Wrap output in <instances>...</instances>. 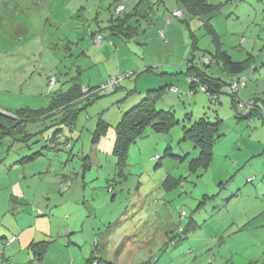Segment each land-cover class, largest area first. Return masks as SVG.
I'll return each instance as SVG.
<instances>
[{
    "label": "rangeland",
    "instance_id": "374dc122",
    "mask_svg": "<svg viewBox=\"0 0 264 264\" xmlns=\"http://www.w3.org/2000/svg\"><path fill=\"white\" fill-rule=\"evenodd\" d=\"M84 1L0 0V112L14 120V112L24 108L20 125L0 130V264H86L96 246L97 255L112 264H248L249 240L260 242L264 234V227L258 228L264 225V104L259 101L256 114H247L249 103L264 98V0H208L221 10L209 21L225 49L235 60L252 57L242 74L247 85L238 91L242 106L235 110L227 86L215 100L200 88L188 94L185 81L182 92H166L156 103L157 109L172 110L179 122L160 131L145 127L124 160L114 153L115 127L123 111L147 96L156 73L138 74L141 70L128 61L135 74L121 81L124 88L89 99L84 94L71 106L76 112L72 126L62 122L63 112L43 114L54 92L69 89L77 77L84 88L100 85L90 83L99 62L110 55L111 64L116 60L117 46L110 41L115 38L107 30L101 51L91 37L107 24L114 0H100L97 10L92 0ZM152 1L146 2L154 9L153 21L162 23V13L170 15L171 8ZM82 5L88 21L77 17ZM97 12L99 23L93 20ZM202 15L191 19L198 49L186 23L174 18L180 32L168 45L155 44L160 53L149 45L142 68L153 60L162 69L163 63L182 62L184 55L185 68L195 58L200 68L231 82L221 64H206L215 45L205 27L208 13ZM115 42L123 57L126 46L122 39ZM108 45L112 48L103 52ZM137 83L144 92L129 94L126 87L134 89ZM206 114L223 120L221 137L208 166H192L200 148L183 138L184 125ZM100 116L115 127L94 142ZM169 148L187 159L165 156ZM169 175L181 181L167 191L163 182ZM247 218L249 235L244 224L234 225ZM191 219L200 227L184 234ZM42 240L48 248L35 259L27 246ZM210 242L212 249L206 250ZM194 246L203 252L200 256ZM252 262L264 264L263 248Z\"/></svg>",
    "mask_w": 264,
    "mask_h": 264
},
{
    "label": "trees",
    "instance_id": "16d2710c",
    "mask_svg": "<svg viewBox=\"0 0 264 264\" xmlns=\"http://www.w3.org/2000/svg\"><path fill=\"white\" fill-rule=\"evenodd\" d=\"M145 1L147 0H136L134 5L132 6V10L128 12V7L131 4L129 3V0H115V2H113L109 7V9H112L109 23L104 28H99L98 30L92 32V37L95 39L96 44L98 46L102 44L101 42L104 40L102 31L104 29L109 32L110 37L118 36L126 41L132 40L135 42H140L138 39L140 38L139 34H142L143 31V29L141 30L142 22L145 21L148 23V19L147 17H145L144 10L140 8V6L143 5ZM175 2L177 3L179 8L172 11L167 3V0H154V2L152 1L153 5L155 4L158 6H162L164 9L171 10V16L169 15L166 18V21L171 18H178L180 21L186 23L188 29L192 32V37L194 38V42L192 44L193 49H198V39L195 32L190 27L191 19L195 16H203L202 14L208 13V21L205 23V27L208 31V34L213 36L215 52L211 53L212 59L207 60L206 64L210 65L212 61L221 64L223 69L228 74L232 75L233 80L229 83H226L221 78L213 76L206 70L200 68L195 63V58H191V60L188 62V65L186 66L187 68H185L184 65L183 67L175 71L162 69L157 70L155 64L148 66L141 71H136L138 74H143L146 72L156 73L154 77L157 81L154 84L155 86L159 84L158 86L160 87L148 88L147 96L143 98L139 104L134 105L125 112L123 111L122 117H119L120 121L117 123L116 127L112 125L114 123L108 121L107 119L105 120L100 116L97 124V129L95 130L93 136L94 142L100 141L101 136L104 135L110 127H115L116 141L114 146V153L121 160L125 159L129 145L133 143L138 136H141V132L145 127L152 125L156 131H160L168 129L171 125H173V123L179 122V119H177L175 113L172 110L157 109L156 103L159 98L164 97V94L166 92V94L170 92L169 95H172V93L182 92L180 88L185 85V81H188L189 83V88H186L188 94L196 93L198 91V88H200V90L208 92L215 100H219L220 94L222 93L224 87L227 86L232 90L231 96L233 97V107L235 108V110H237L239 104L240 106H242V102L238 97V91L241 87H245L247 85V77H244L242 74L249 67L252 57L243 60H235L233 59L230 52L225 49L220 35L209 21L213 19L214 16L219 13V11H221L219 9V5L209 3L208 0H175ZM147 4L149 3L146 2V5ZM120 6H123V8L120 9ZM177 10L182 11L181 17H177L176 15H174V12ZM96 21H98V17H96ZM99 36H101L102 39L98 43L96 40ZM136 36L139 37L137 40ZM166 39L168 38L166 37ZM133 74H135V72L128 71L127 73L117 72L115 75L110 76H116L119 79L115 86L109 91L102 90L101 85H103L110 77L100 85L90 87L88 89L84 88L81 82L78 81L79 79L77 77L73 81L72 86L69 89L65 91L58 90L51 95V103L48 107L43 108L45 109L43 111V114L52 116L56 113L63 112L64 117L62 122L65 121L72 126L76 122V112L72 110L71 106L76 102L81 101L79 100L80 97L84 96V94H87L86 99L91 98L92 95L99 97V94H110L118 86L124 88L120 85L121 81ZM175 75L177 76L176 79L174 78ZM167 76H169V78H164ZM178 79H180V82H178ZM242 81H244V84H242ZM177 84L179 87H176ZM235 84L236 87H234ZM128 91L129 94H132L137 90L129 89ZM259 101L264 104V98L260 97L258 99H255L253 104H248V117H250V115L256 114V112H254L256 110L254 107L257 108V104ZM25 108L30 111L32 110L28 106H25ZM23 109L24 108H20L14 112V114L18 116H16L14 120L0 114V130L6 133L7 131H11V129L15 126L20 125L21 122H23V120L20 119ZM250 109H252V111ZM29 114V116H32V119H34L36 116L33 112ZM187 119H190L189 115L187 116ZM222 123L223 120L219 118V116H216L215 120H211L206 114L192 122L189 126L184 125L183 138L185 140L193 141L200 148V154L197 159L193 160L192 166L200 165L207 167L211 162L213 158V146L221 137L219 131ZM170 150L171 148L166 150L165 156L173 155ZM173 156L187 159V155L185 157L178 155ZM180 181L181 179H176L174 176L169 175L164 179V189L170 191L176 188ZM199 227L200 224L194 219H191L184 228L183 233L188 234L191 231L198 229ZM183 239H186V237H183ZM47 248L48 243L44 240L38 242L31 241L28 245V249L35 259H42ZM98 252L99 246H96L91 252L90 256L87 258L86 264H112L108 262L106 263V261L102 257H99L97 255ZM139 264H152V262L147 261L146 263L141 262Z\"/></svg>",
    "mask_w": 264,
    "mask_h": 264
},
{
    "label": "crops",
    "instance_id": "0c3cea01",
    "mask_svg": "<svg viewBox=\"0 0 264 264\" xmlns=\"http://www.w3.org/2000/svg\"><path fill=\"white\" fill-rule=\"evenodd\" d=\"M89 1L90 0H87L86 2H89ZM135 1L136 0H129V3H131L129 6L132 7L134 5ZM100 2H101L100 0H92V3H93L92 10H94L95 7H98ZM114 2H115V0H114ZM148 3H149L147 5L148 7L146 6V1L143 3V5L140 6V8L144 10L145 17H147V19H148L147 20L148 21V25H145L142 22L141 30L143 29V31H142V34H139L140 38L137 37V36H136L137 38L135 37L136 40L139 38L138 40L140 42H135V41H132V40L126 41V40H123L122 38H120L118 36H115V37L113 36L112 38H115V40L122 39V41H123L122 43H123V45L126 46L127 52L124 54L123 57H119V54L121 53L120 46L115 42V40H110V41H112L114 43V45L117 46V47L115 46L116 47L115 52L112 53L116 57V60H115L114 63L111 64V61H109V58L111 57V55H110V56L106 57L105 61L99 62V67H98V70H97V74H96L95 77H93V76L90 77V83H92V84L93 83H103L106 79H108L112 75H115L117 72H120V73L127 72V71L134 72L133 68H131L128 65V63H127L128 61H132L134 63V66H135L134 68L135 69H140V70L145 69V67L142 68L141 62H145L144 58H145V55H146V52L148 50L149 45H152V47L158 53L159 52L158 47H163L165 45H168L170 42H173V40H174L173 39V35H175V32H180V27L179 26H175L173 24V22H172L173 19L171 17H169L171 19H168L167 21L165 20V18H167L169 16L167 11H164V13H162V15H161L162 23H159L158 21H157V23H155L153 21V14H154L153 10L154 9L152 8V5L150 4L151 2H148ZM167 3H168V5H169V7L171 8L172 11L177 9V8H179L177 3L174 2L173 0H167ZM111 4L112 3H110V6H111ZM147 8H149V9H147ZM95 9L97 10V8H95ZM86 11H88V9L85 6L82 5L80 11L77 13L78 19L87 20L88 21L91 16H90V14L85 15ZM218 15L219 14L217 13L214 17H216ZM223 15H225V14H223ZM159 16H160V12H159ZM96 17H98V21H96ZM100 17H101L100 13L98 14V12H97V14L93 17V20H95L97 23H99V18ZM220 18L222 19L223 17H220ZM109 19H110V17L106 16L105 20H107V24L109 23ZM150 20H152V21H150ZM149 27L151 29H149ZM190 27L192 28V22L190 24ZM214 28L218 32L217 28L216 27H214ZM181 31H182V34L184 33V35L186 36L185 29H183ZM92 32H91V37H92ZM165 36H168L167 37L168 39H166ZM94 42H95V39H94ZM101 43L102 44L98 48V50H100V51H101V49L103 47V41ZM155 44L158 45V47L155 46ZM110 47H111L110 45L106 46L104 48L103 52L108 51L110 49ZM141 54H144V57H142ZM158 57H159V54H158L157 58ZM145 64H146V62H145ZM154 64H156V62L151 60L149 63H147L146 68L148 66H151V65H154ZM183 66H184V55H183L182 62H178V63H175V62L163 63V65L161 67H162V70L175 71V70H177V69H179V68H181ZM181 81H182V79H181ZM154 82L156 83V78H155ZM178 82H180V79H178ZM152 84H150L148 86V88H152V87L155 86L154 83H152ZM183 88H186V87L183 86ZM126 89L127 90H129V89L133 90L132 87H129V86L126 87ZM134 89H136L138 91H141V92H144V91H142L143 89L140 90L138 83L135 85ZM248 220L249 219L247 218V219H245L242 222H239V223L236 222L234 225L237 228H241V226L244 224L243 225V226H245L244 227V231H246V233H248V235H249V232H248V229H247L248 224L246 223ZM262 227H264V225L258 226V228H262ZM263 233H264V231H263ZM231 236L229 238H233ZM201 238L202 237H198L196 239H201ZM234 238H235V236H234ZM211 245H212V242L204 244L206 250L211 248ZM262 248L264 249V234H263L262 240H260V242H259V240H256V238H251L249 240V245H248V247H246L247 251H246V254H245V256L248 258V260H251L250 262H248V264H250V263L252 264L253 263L252 261H254V258H256L258 256V253L260 252V250ZM193 249L198 251V256H200L203 253L200 249H197L196 246H194ZM248 253H250L252 255L250 256Z\"/></svg>",
    "mask_w": 264,
    "mask_h": 264
},
{
    "label": "built area",
    "instance_id": "2783aa9c",
    "mask_svg": "<svg viewBox=\"0 0 264 264\" xmlns=\"http://www.w3.org/2000/svg\"><path fill=\"white\" fill-rule=\"evenodd\" d=\"M122 8H123V6H120V9H122ZM174 15H176L177 17H181L182 11L177 10L174 12ZM101 39H102V37L99 36L96 41L99 43L101 41ZM118 79L119 78L116 76L110 77L103 85H101L102 90L109 91L110 89H112L115 86V84L118 82ZM242 84H244V81H242ZM51 85H53V84L51 83ZM234 87H236V84L234 85ZM94 264H96V263H94Z\"/></svg>",
    "mask_w": 264,
    "mask_h": 264
},
{
    "label": "water",
    "instance_id": "95a60500",
    "mask_svg": "<svg viewBox=\"0 0 264 264\" xmlns=\"http://www.w3.org/2000/svg\"><path fill=\"white\" fill-rule=\"evenodd\" d=\"M0 114L5 115V116L9 115L8 113H3V112H0Z\"/></svg>",
    "mask_w": 264,
    "mask_h": 264
}]
</instances>
